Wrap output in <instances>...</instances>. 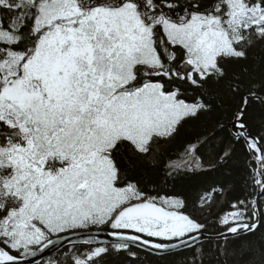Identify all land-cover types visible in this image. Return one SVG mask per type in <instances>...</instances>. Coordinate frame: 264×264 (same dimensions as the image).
Masks as SVG:
<instances>
[{
    "label": "snow or ice",
    "instance_id": "6c2138e0",
    "mask_svg": "<svg viewBox=\"0 0 264 264\" xmlns=\"http://www.w3.org/2000/svg\"><path fill=\"white\" fill-rule=\"evenodd\" d=\"M254 107L264 0H0V264H264Z\"/></svg>",
    "mask_w": 264,
    "mask_h": 264
},
{
    "label": "trees",
    "instance_id": "16d2710c",
    "mask_svg": "<svg viewBox=\"0 0 264 264\" xmlns=\"http://www.w3.org/2000/svg\"><path fill=\"white\" fill-rule=\"evenodd\" d=\"M249 112H250V124L254 130H258L262 126H264V112H262L258 107H254L253 109H250ZM172 259L178 260L179 257H174ZM239 259L240 258L238 256L231 258V264H237ZM144 264H159V262L157 261L156 257L148 256L146 257Z\"/></svg>",
    "mask_w": 264,
    "mask_h": 264
},
{
    "label": "water",
    "instance_id": "95a60500",
    "mask_svg": "<svg viewBox=\"0 0 264 264\" xmlns=\"http://www.w3.org/2000/svg\"><path fill=\"white\" fill-rule=\"evenodd\" d=\"M54 251H55V250H53V251H51V252H46V253L44 254V257H43V258H47L49 255H53V254H54ZM37 259H41V257H37Z\"/></svg>",
    "mask_w": 264,
    "mask_h": 264
}]
</instances>
